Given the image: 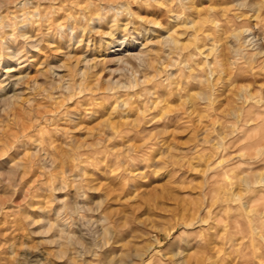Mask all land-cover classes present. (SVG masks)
<instances>
[{
    "label": "rangeland",
    "instance_id": "1",
    "mask_svg": "<svg viewBox=\"0 0 264 264\" xmlns=\"http://www.w3.org/2000/svg\"><path fill=\"white\" fill-rule=\"evenodd\" d=\"M0 264H264V0H0Z\"/></svg>",
    "mask_w": 264,
    "mask_h": 264
},
{
    "label": "bare ground",
    "instance_id": "2",
    "mask_svg": "<svg viewBox=\"0 0 264 264\" xmlns=\"http://www.w3.org/2000/svg\"><path fill=\"white\" fill-rule=\"evenodd\" d=\"M221 2H222V1H221ZM211 5H212V4H211ZM57 6H58V5H57ZM185 6H186V5H185ZM191 6H192V5H191ZM188 7H189V6H188ZM212 7H213V6H212ZM60 8H61V7H60ZM60 8H59V9H60ZM71 8H72V7H71ZM214 8H215V7H214ZM32 9H33V8H32ZM185 9H187V8H185ZM188 9H189V8H188ZM191 9H192V8H191ZM194 9H196V8H194ZM194 9H193V10H194ZM207 9H208V7H207ZM209 9H210V7H209ZM20 10H21V9H20ZM34 10H35V9H34ZM211 10H212V8H211ZM224 10H225V9H224ZM222 11H223V10H222ZM225 11H226V10H225ZM227 11H229V10H227ZM230 11H231V10H230ZM230 11H229V12H230ZM22 12H23V11H22ZM66 13H67V12H66ZM87 13H88V12H87ZM188 13H190V12H188ZM205 13H206V11H205ZM221 13H222V12H221ZM227 13H228V12H227ZM196 14H197V13H196ZM196 14H194V16H195ZM200 14H201V13H200ZM200 14H199L198 18L200 17ZM223 14H224V12H223ZM225 14H226V12H225ZM97 15H98V14H97ZM197 15H198V14H197ZM197 15H196V16H197ZM210 15H211V14H210ZM216 15H217V14H216ZM70 16H71V15H70ZM177 16H178V15H177ZM181 16H182V15H181ZM196 16L193 17V18H196ZM17 17H18V16H17ZM30 17H31V16H30ZM67 17H68V16H67ZM235 17H236V16H235ZM28 18H29V17H28ZM206 18H207V16H206ZM214 18H216V17H214ZM224 18H225V20H227L226 23H228V22L230 21V19H228L226 15H224ZM90 19H91V18H90ZM28 20H29V19H28ZM30 20H32V19H30ZM88 20H89V18H88ZM186 20H187V19H186ZM186 20H185V21H186ZM189 20H190V19H189ZM196 20H199V19H196ZM202 20H203V19H202ZM212 20H213V19H210V21H212ZM85 21H86V20H85ZM89 21H90V20H89ZM190 21H191V20H190ZM190 21H189V22H190ZM194 21H195V20H194ZM200 21H201V20H200ZM206 21H207V20H205V21L203 20V21H202V24H203V25H204V23L206 24V23H207ZM208 21H209V19H208ZM214 21H215V20H214ZM221 21H222V20H221ZM231 21H232V19H231ZM187 22H188V21H187ZM187 22H186V23H187ZM197 22H198V21H197ZM197 22H195V23L197 24ZM31 23H32V21H31ZM35 23H36V21H35ZM184 23H185V22H184ZM210 23H211V22H210ZM210 23H209V24H210ZM63 24H64V23H63ZM199 24H200V23H199ZM199 24H198V25H199ZM202 24H201V25H202ZM212 24H213V22H212ZM35 25H36V24H35ZM187 25H189V24H187ZM206 25H207V24H206ZM206 25H205V26H206ZM62 26H63V25H62ZM185 26H186V25H185ZM193 26H194V27H197V25L195 26L194 24H193ZM210 26H211V25H210ZM214 26H215V25H214ZM225 26H226V25H225ZM225 26H224V27H225ZM180 27H181V26H180ZM198 27H199V26H198ZM216 27H217V26H216ZM219 27H220V28H223V27H221L220 25H219ZM226 27H227V26H226ZM37 28H38V27H37ZM47 28H48V27H47ZM175 28H176V27H175ZM185 28H186V27H185ZM188 28H191V27H188ZM188 28H187V29H188ZM203 28H205V27H203ZM212 28H213V27H212ZM217 28H218V27H217ZM220 28H219V29H220ZM209 29H210V28H209ZM209 29H208V30H209ZM195 30L197 31V29H195ZM211 30H212V29H211ZM221 30H222V29H221ZM196 31H195V32H196ZM205 31H206V29H205ZM216 31H217V30H216ZM218 31H220V30H218ZM223 31H224V29H223ZM226 31H227V30H226ZM45 32H46V31H45ZM175 32H176V31H175ZM175 32H173V33H175ZM177 32H178V31H177ZM180 32H182V31H180ZM193 32H194V31H193ZM198 32L201 33V31H198ZM169 33H170V32H169ZM171 33H172V32H171ZM182 33H183V32H182ZM182 33H181V34H182ZM211 33H212V32H211ZM222 33L224 34V32H222ZM192 34H193V33H192ZM198 34H199V33H198ZM202 34H203V32H202ZM207 34H209V33H207ZM213 34H214V33H212V35H213ZM217 34H218V33H217ZM169 35H170V34H169ZM193 35H194V34H193ZM196 35H197V34H196ZM200 35H201V34H200ZM209 35H210V34H209ZM166 36H168V35H166ZM206 36H208V35H206ZM214 36H215V35H214ZM31 37H32V36H31ZM168 37H169L168 40L171 39L170 41L172 42V44H174L175 48L179 49V51H180V50L182 51V55L184 54V53H183V50H185V48H187L186 46L189 45V44L192 42V41H190V43H189V39H188V43H189V44L185 45V44L187 43V42H186V43H183L184 45H181V43H180V44H177L178 42L176 43L175 40L172 39L173 36H172V37L168 36ZM191 37H192V36H191ZM194 37H195V36H194ZM197 37H198V36H197ZM201 37L203 38V35H201ZM234 37H235V36H234ZM217 38H219V37H217ZM197 39H198V38H197ZM207 39H208V37H207ZM215 39H216V38H215ZM215 39H214V40H215ZM179 40H181V39H179ZM208 40H209V39H208ZM208 40H207V41H208ZM210 40H211V39H210ZM214 40H213V42H214ZM216 40H217V39H216ZM236 40H237V39H236ZM177 41H178V40H177ZM193 41H194V40H193ZM199 41H201L200 38H199ZM202 41H203V39H202ZM204 41H205V39H204ZM204 41H203V42H204ZM194 42H196V41H194ZM194 42H193V43H194ZM197 42H198V41H197ZM213 42H211V43H213ZM43 43H44V42H43ZM193 43H192V44H193ZM214 43H215V42H214ZM195 44H196V43H195ZM197 44H198V43H197ZM203 44H204V43H203ZM203 44L201 43V46H202ZM207 44H209V43L207 42ZM212 45H213V44H212ZM196 46H198V45H196ZM196 46H194V47H196ZM201 46H200V47H201ZM210 46H211V45H210ZM197 48H198V47H197ZM205 48H206V47H205ZM205 48H204V49H205ZM169 49H170V47H169ZM177 49H176V50H177ZM207 49H208V48H207ZM209 49H210V48H209ZM196 50L198 51L197 53L201 54V52H200L198 49H196ZM190 51H193L192 48H191ZM190 51H189V52H190ZM194 51H195V49H194ZM202 51H204V50L202 49ZM207 51H208V50H207ZM207 51H206V52H207ZM224 51H225V49H224ZM204 52H205V51H204ZM206 52H205V53H206ZM221 52H222V51H221ZM174 53H175V52H174ZM197 53H195V54H197ZM208 53H209V52H208ZM219 53H220V52H219ZM4 54H5V53H4ZM175 54H177V53H175ZM185 54H186V53H185ZM185 54H184V56H185ZM187 54H188V53H187ZM191 54H192V53H191ZM199 54H198V55H199ZM188 55H189V54H188ZM209 55H210V54H209ZM224 55H225V54H224ZM224 55H223V56H224ZM226 55H227V54H226ZM177 56H178V55H177ZM189 56H190V55H189ZM205 56H206V54H205ZM227 56H228V55H227ZM251 56H252V55H251ZM251 56H250V57H251ZM254 56H255V55H254ZM23 57H24V56H23ZM180 57H181V56H180ZM182 57H183V56H182ZM195 57H196V56H195ZM197 57H198V56H197ZM214 57H215V56H214ZM19 58H20V57H19ZM185 58H186V57H185ZM185 58H184V60H185ZM189 58H190V57H189ZM210 58H211V57H210ZM218 58H219V57H218ZM227 58H229V57H227ZM248 58H249V57H248ZM178 59H180V58L178 57ZM196 59H197V58H196ZM213 59H214V58H213ZM224 59H225V57H224ZM244 59H246V57H244ZM253 59H254V58H253ZM170 60H171V59H170ZM180 60H182V59H180ZM184 60H183V61H184ZM192 60H193V59H192ZM199 60H200V58L198 59V61H199ZM211 60H212V58H211ZM228 60H229V59H228ZM186 61H187V60H186ZM189 61H190V60H188V62H189ZM194 61H195V60H194ZM194 61H193V62H194ZM208 61H209V59H208ZM220 61H221V60H220ZM224 61H225V60H224ZM247 61H248V59H247ZM203 62H204V61H203ZM211 62H212V61H211ZM245 62H246V60H245ZM245 62H243V63L245 64ZM178 63H179V62H178ZM190 63L192 64V62H189V64H190ZM197 63H198V62H197ZM201 63H202V62H201ZM205 63H206V59H205V62L202 63V66H203V64H205ZM209 63H210V62H209ZM247 63H249V62H247ZM250 63H251V62H250ZM252 63H253V62H252ZM207 64H208V63H207ZM220 64H221V62H220ZM195 65H196V63H195ZM225 65H226V63H225ZM237 65H238V64H237ZM237 65H236V66H237ZM247 65H248V64H247ZM252 65H253V64H252ZM184 66H185V65H184ZM192 66L194 67V65H192ZM197 66H198V65H197ZM202 66H201V67H202ZM206 66H207V65H206ZM222 66H223V65H222ZM222 66H220V68H221ZM186 67H187V66H186ZM190 67H191V65H190ZM190 67H189V68H190ZM198 67H199V66H198ZM208 67H209V66H208ZM223 67H224V66H223ZM225 67H226V66H225ZM234 67H235V64H234ZM191 68H192V67H191ZM209 68H211V67H209ZM240 68H241V67H240ZM240 68H239V69H240ZM257 68H258V67H257ZM196 69H198V68H195V70H196ZM200 69H201V68H200ZM200 69H198V70H200ZM228 69H229V68H228ZM233 69H234V68H233ZM233 69H232V70H233ZM255 69H256V68H255ZM258 69H259V68H258ZM260 69H261V67H260ZM9 70H10V69H9ZM198 70H197L196 72H198ZM241 70H242V68H241ZM244 70H246V69H244ZM244 70H243V71H244ZM248 70H249V69H248ZM252 70H253V69H252ZM53 71H54V70H53ZM200 71L202 72V70H200ZM226 71H227V70H226ZM233 71H234V70H233ZM236 71H238L237 68H236ZM243 71H242V72H243ZM256 71H257V70H256ZM210 72H211V71H210ZM228 72H229V71H228ZM228 72H227V74H228ZM199 73H200V72H199ZM187 74H189V72H187ZM203 74H204V72H203ZM225 74H226V72H224V75H225ZM227 74H226V75H227ZM231 74H233V72H231ZM231 74H230V75H231ZM240 74H241V72H240ZM192 75H193V74H192ZM184 76L186 77V75H184ZM193 76H195V75H193ZM220 76H221V75H220ZM227 76H228V75H227ZM185 77H184V78H185ZM187 77H190V76H187ZM196 77H197V76H196ZM214 78H215V77H214ZM191 79H193V78H191ZM205 79H206V78H205ZM229 79H230V77H229ZM184 80H185V79H184ZM187 80H188V78H187ZM206 80H209V79H206ZM217 80H218V79H217ZM189 81H190V80H189ZM194 81H195V80H194ZM213 81H214V80H213ZM213 81H212V82H213ZM218 81H219V80H218ZM220 81H221V80H220ZM252 81H253V80H252ZM190 82H191V81H190ZM206 82H207V81H206ZM209 82H210V80H209ZM246 82H247V81H246ZM189 84H190V83H189ZM210 84H213V83H210ZM64 85H65V84H64ZM214 85H216V84H214ZM210 86H211V85H210ZM210 86H209V87H210ZM62 87H63V86H62ZM68 87H69V86H67L66 88H68ZM59 88H60V87H59ZM64 88H65V87H64ZM119 88H120V87H119ZM214 88H215V86H214ZM68 89H69V88H68ZM210 90H211V88H210ZM212 90H213V89H212ZM11 91H12V90H11ZM214 91H216V90L214 89ZM209 93H210V92H209ZM209 93H208V94H209ZM212 93H213V92H212ZM232 93H233V91H232ZM12 95H13V94H12ZM213 95H214V94H213ZM196 96H198V95H196ZM210 96H211V95H209L208 98H210ZM250 96H251V95H250ZM6 97H7V96H6ZM247 97H248V96H247ZM194 98H196V97H194ZM194 98H192V99H194ZM243 98H244V97H243ZM250 98H251V97H250ZM12 99H13V100H12ZM210 99H211V98H210ZM210 99H209V100H210ZM238 99H239V98H238ZM245 99H246V97H245ZM248 99H249V97H248ZM251 99L253 100V98H251ZM20 100H21V99H20ZM2 101H3V100H2ZM5 101H8V103H9V107L11 106L10 108H11V111H12L13 113H15V111H21V109H22V108H21V104L18 103V100L16 99V97H14V98H13V97H12V98H8V99L5 100ZM210 101H211V100H210ZM194 102H195V100H194ZM255 102H256V101H255ZM257 102H258V101H257ZM4 103H5V102H4ZM6 103H7V102H6ZM8 103H7V104H8ZM25 104H26V103H25ZM27 104H28V103H27ZM257 104H258V103H257ZM26 106H27V105H26ZM256 106H257V105H256ZM250 107H252V105H251ZM250 107H247V108H248V110L251 109V111H252V109H254V108H250ZM253 107H254V105H253ZM256 109H257V108H255L254 110L256 111ZM249 111H250V110H249ZM251 111H250V112H251ZM245 112H246V110H245ZM247 112H248V111H247ZM20 114H21V113H20ZM39 114H40V113H39ZM15 116H17V115H15ZM15 116H14V114H13V117H15ZM222 171H223V170H222Z\"/></svg>",
    "mask_w": 264,
    "mask_h": 264
}]
</instances>
